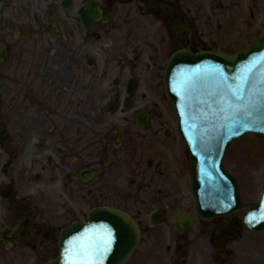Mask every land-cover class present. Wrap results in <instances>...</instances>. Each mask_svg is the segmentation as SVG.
Here are the masks:
<instances>
[{
  "label": "flooded vegetation",
  "instance_id": "flooded-vegetation-1",
  "mask_svg": "<svg viewBox=\"0 0 264 264\" xmlns=\"http://www.w3.org/2000/svg\"><path fill=\"white\" fill-rule=\"evenodd\" d=\"M91 3L102 17L87 30L81 16ZM1 5L0 60L14 62L15 71L0 70V107L15 110V134L0 132V264H47L59 252L61 232L102 206L132 213L146 228V218L119 200V176L126 170L131 171L130 186L138 190L166 181L175 187L173 198L153 200L154 211H163L165 219L148 233L169 246L164 253L151 248L146 259L264 264V244L247 238L250 232L239 215H192L178 192L180 157L151 154L145 167L136 159L138 143L167 148L173 136L162 114L146 107L130 114L124 108L128 80L153 83L173 53H227L234 42L255 36L262 24V0H73L68 9L59 0H1ZM150 17L159 24L158 42H148ZM103 40L111 41V54L103 53ZM102 54L108 57L104 74L96 57ZM110 71L120 117L106 121L101 87ZM151 112L141 129L137 115ZM183 212L192 225L181 234L175 222Z\"/></svg>",
  "mask_w": 264,
  "mask_h": 264
},
{
  "label": "water",
  "instance_id": "water-1",
  "mask_svg": "<svg viewBox=\"0 0 264 264\" xmlns=\"http://www.w3.org/2000/svg\"><path fill=\"white\" fill-rule=\"evenodd\" d=\"M165 91L190 151L192 193L200 214L215 217L237 211L238 185L222 163L235 139L248 132L264 137V33L234 55L176 54L166 71ZM88 220L63 234L59 258L50 264H65L72 252L109 236L111 245L98 264L127 262L140 237L134 221L108 209L92 212ZM245 221L256 232L264 230V194L248 209Z\"/></svg>",
  "mask_w": 264,
  "mask_h": 264
},
{
  "label": "rangeland",
  "instance_id": "rangeland-1",
  "mask_svg": "<svg viewBox=\"0 0 264 264\" xmlns=\"http://www.w3.org/2000/svg\"><path fill=\"white\" fill-rule=\"evenodd\" d=\"M263 13H264V0H263ZM74 12V11H73ZM72 12V14H73ZM75 13V12H74ZM2 16V5L0 0V17ZM264 19V18H263ZM264 21H262V25ZM158 26L155 28H148L149 36L151 38V42L155 41L154 34ZM77 38H79L77 36ZM236 45L231 47L232 49H237V47H243L245 42H234ZM15 63L8 62L5 65L0 66V70H12L15 71ZM115 80V73L113 72L108 79H103V84L101 87L102 94L107 93V91L114 90L113 82ZM4 84V81L0 78V85ZM153 89H149L150 84L144 83L142 85V89L139 92L138 103L141 105L152 104L158 107L157 111H161L163 115V119L167 122L168 128L171 130L172 135H174L173 139L170 141L167 148L159 146V143H155L156 148L152 149L151 145L145 148V145L142 143H138V149L136 150V159L140 160L144 167L146 166L147 159L151 154L153 156L158 157H180L181 160V182L182 186L178 190L181 193V198L186 200L191 208L192 212L193 205L191 198L189 196V172L187 170L188 163L186 158V149L185 146L182 145L178 133H177V119L173 112V109L169 102L165 99L163 93L162 85H156ZM161 84V82L159 83ZM1 87V86H0ZM159 89L156 91V89ZM1 92V91H0ZM14 96V92L9 94V98L7 102L11 103L12 98ZM112 97V95H111ZM110 99V98H109ZM108 99V100H109ZM108 100L102 102V106L105 108L108 104ZM0 109H2L0 107ZM107 115V114H105ZM106 117L109 118L107 115ZM0 119L4 121V126H2L1 130H7L9 135L15 134V129L12 126L14 122V111L11 108H6L3 110V113L0 110ZM111 120V119H109ZM176 144V145H175ZM166 163V162H165ZM175 161H171V165L174 167ZM225 168L238 180L242 199L244 203V207L254 203L259 200L262 195L263 184H264V138H258L254 135H247L242 139L235 141L230 145L229 150L226 155ZM166 172V171H165ZM167 173V172H166ZM167 177V175H166ZM131 171L126 170L123 175L119 176V200L120 202L128 203L129 205H133V213L137 215L139 212L145 217H148V214L154 209V206H151L154 199L159 198H173L175 196V187L170 184V182L166 181V185L162 187H154L152 189H143L138 190L136 186L131 187L130 183ZM166 194H169V196ZM185 205L184 207H187ZM181 210H184L182 208ZM254 239L259 241L260 243H264V233L260 235L254 236ZM168 246V241H158L154 236L145 237L142 240V243L139 245L134 258L131 260L129 264H138L139 260L144 259L145 252L150 250L151 248H156L158 250L164 249ZM160 251H154V253H159ZM153 259V258H152ZM264 263V261H263ZM147 264H156L155 260L148 261Z\"/></svg>",
  "mask_w": 264,
  "mask_h": 264
},
{
  "label": "snow or ice",
  "instance_id": "snow-or-ice-1",
  "mask_svg": "<svg viewBox=\"0 0 264 264\" xmlns=\"http://www.w3.org/2000/svg\"><path fill=\"white\" fill-rule=\"evenodd\" d=\"M242 99V97H238ZM111 245V238L100 241L88 247H81L71 253L72 259L66 260L65 264H98L99 259L102 258L104 252L108 250Z\"/></svg>",
  "mask_w": 264,
  "mask_h": 264
}]
</instances>
